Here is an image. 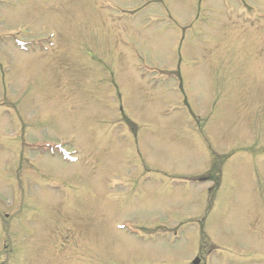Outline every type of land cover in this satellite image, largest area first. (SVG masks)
Instances as JSON below:
<instances>
[{"label":"rangeland","instance_id":"obj_1","mask_svg":"<svg viewBox=\"0 0 264 264\" xmlns=\"http://www.w3.org/2000/svg\"><path fill=\"white\" fill-rule=\"evenodd\" d=\"M1 1L0 44L21 34L35 50L0 56V219L10 235L23 231L20 218L30 220L43 230L27 229L17 241L60 261L76 254V243L79 264H138L144 251L151 264L157 249L180 259L201 241V227L189 240L187 225L181 235L173 228L186 219H200L196 226L222 254L242 255L249 239L264 245L251 229L253 212L264 211V0L248 15L244 9L240 22L206 10L225 0ZM152 66L179 70L180 80L154 86ZM34 140L65 154L76 147L78 160L40 158ZM211 151L230 158L208 210L212 183L188 180L209 168ZM24 160L21 193L9 195L2 187L15 185ZM57 225L63 251L43 243ZM163 229L170 234L160 246L150 235ZM171 235L178 238L170 248Z\"/></svg>","mask_w":264,"mask_h":264}]
</instances>
